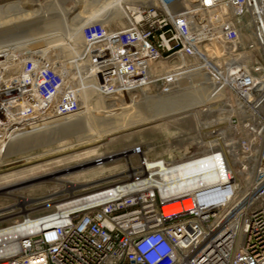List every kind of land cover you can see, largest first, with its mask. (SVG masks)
I'll return each instance as SVG.
<instances>
[{
    "label": "built area",
    "instance_id": "built-area-1",
    "mask_svg": "<svg viewBox=\"0 0 264 264\" xmlns=\"http://www.w3.org/2000/svg\"><path fill=\"white\" fill-rule=\"evenodd\" d=\"M130 5L121 25H82L72 74L66 61L41 50L12 66L0 59V151L40 125L79 115L81 87L93 86L99 97H170L197 77L211 85L210 100L197 110L212 106V121L192 130L194 146L183 155L172 157L168 147L156 159L165 170L206 164L215 180L163 197L148 173L135 190L122 178L78 197L92 198L86 204L23 216L0 230L33 221L39 227L18 237L0 264H264V0Z\"/></svg>",
    "mask_w": 264,
    "mask_h": 264
},
{
    "label": "rangeland",
    "instance_id": "rangeland-1",
    "mask_svg": "<svg viewBox=\"0 0 264 264\" xmlns=\"http://www.w3.org/2000/svg\"><path fill=\"white\" fill-rule=\"evenodd\" d=\"M125 2L122 4L124 9L128 5ZM99 5L97 0H80L78 3L74 0H0V59L10 61L12 66L15 64L12 61L18 62L22 55L41 50V54L53 62L66 61L64 67L72 74L74 66L70 62L83 51L81 35H77L83 24L96 19L90 20L86 9L93 14L99 11ZM106 9V14L96 20L116 21V25L124 22L126 16L121 11L110 5ZM54 16H64L65 20L61 25L52 26L49 21ZM78 85L82 86L80 82ZM210 89V85L203 84L196 89L195 96L186 94V104H191L194 98L210 97ZM95 91L93 86L81 87L85 109L79 115L40 125L16 137L0 151V177L11 174L8 181H0V188L21 183L15 186L19 188L14 194L31 199L20 204L13 197L0 195V226L22 220L25 215L38 216L50 211L58 201L69 198L71 192L86 193V189L92 191L119 181L126 177L121 173L128 169L127 159L137 167L139 157H145L150 167V160L164 157L168 147L172 157L183 155L194 146L192 130L200 125L198 122L205 120L183 112L164 121H151L148 119L150 98L137 99L134 97L139 94L128 92L99 97L93 94ZM135 92L150 97L146 91ZM169 96L174 97L175 93ZM166 98L162 99L167 102ZM135 146L143 148L142 155L127 152V158L122 154L125 148ZM115 152L118 155L113 156L116 159L113 161L108 154ZM100 156L106 162L97 166L94 160ZM36 175L71 180L81 186L66 190L52 180L24 181ZM24 209L29 210L24 212Z\"/></svg>",
    "mask_w": 264,
    "mask_h": 264
},
{
    "label": "bare ground",
    "instance_id": "bare-ground-1",
    "mask_svg": "<svg viewBox=\"0 0 264 264\" xmlns=\"http://www.w3.org/2000/svg\"><path fill=\"white\" fill-rule=\"evenodd\" d=\"M74 1L76 3H78L80 0H74ZM125 1H126L125 3L128 4L127 6H129V8L132 10L133 6L130 5V3L132 4L135 0H125ZM137 1H140V0H137ZM141 1L142 2H150V0H141ZM97 2H98V5L100 4L99 5V11L91 14V12L87 11L88 9H86V13L90 16V18L87 14L86 15L90 20L94 19L95 17H96V19H98V18L104 16L106 14V12H105L107 10L106 8L109 5L113 6L114 9H116V10L118 9L119 11H121V13H123L126 16L127 10L124 9V7H122L124 0H97ZM81 3H83V2H81ZM75 6L77 7V4ZM78 6H79V4H78ZM127 6H125V8H127ZM72 15L74 17L76 16L75 14H72ZM96 19H94V21ZM63 20H65L64 16H63V18L60 16H59V18L54 16L52 19H50L49 22H50V25H52V26H58V25H61L63 23ZM80 35H81V32H79V34L77 36H80ZM183 82L185 83L184 80H183ZM190 83L197 84L198 87H202V85H203L201 83V80H198L197 77H196V80H193V79L187 80V82L185 84L188 86V85H190ZM187 86L186 87L182 86L183 89H181V86H179L178 91L175 93L174 97L166 98V100H168L167 102H165L162 99L163 97L162 98L158 97V96L147 97L144 93H136L135 91H131L128 93H130L132 95L133 94L134 95L139 94V95H137L138 97H134V98H137V99L141 98V100L145 99V98H150V116L148 119H150L151 121L160 122V121H164L168 118L178 116L179 114H181L183 112L184 113L189 112L190 114L194 115L196 118L202 117V119L205 118V120L209 118L208 123H211L212 120L209 117V112L212 111V109H211V108H213L212 106L208 109V111H209L208 113H204L202 111L197 110V107L205 105L210 100V97L208 96V97L202 98L200 100H198L197 98H194L193 102L191 104H186L185 99H184L185 95L188 93L189 94L193 93V95H194L196 93V89H198V87L193 88V87H189V86L187 87ZM197 94H198V92H197ZM220 108H221V106H220ZM198 123H201V122H198ZM142 151H143V148L141 146L128 147V148H125V151H124V153L122 152V154H126L125 156H127V158H128L127 152H129V153L135 152L136 154L142 155L143 154V153H141ZM115 155H118V153L115 152V153L108 154V156H110L112 158L111 160H113V161L116 160L113 158V156H115ZM130 155L131 154H129V157H130ZM235 156L238 158L237 154ZM146 160L147 159L145 158V162H143V159H142V162H141V164H139V166L133 167L131 162H130V159H127L126 163H127L128 169L125 170L124 172H122L121 174H124L126 176V177H124L123 184L132 183L131 184L132 186H129V188L131 187V190H135L136 188H138V185H136V182H138L144 175H148V173H150V185L160 188V192H161L163 197H167L169 195L181 194V193H183L189 189L195 188L199 185L211 183L216 178V176L214 174H212L210 172L203 171L204 169L207 168L206 164H199V165L193 166V167H190V166L178 167L177 166L176 168H174L172 170H165V160H159V159L158 160L157 159L150 160V167L146 164ZM105 162L106 161L103 160L102 156L97 157L94 160V163H96L97 166L101 165L102 163H105ZM236 162L239 163L238 160ZM9 175H11V174H6L5 176L0 177L1 178L0 181H4V180L8 181L10 179ZM40 179L52 180V181L58 182L61 185H63L66 190H73V189H76L77 187L81 186L80 184H78L74 181H71V180H62L58 177H47V175L46 176L36 175L33 177V179H26L24 181H26V183L30 182V181L39 182ZM144 181L146 183H148V180H144ZM163 181H165V184H162ZM168 181H170V182H168ZM116 182H114L112 184L109 182V183L105 184V186H103V187L94 188L92 191L86 189L85 190L86 193L75 194V193L71 192L69 198L58 201L59 203L57 205L62 204L63 206L61 208L65 212L69 208H72L75 206H80L82 204H86V203L90 202L92 198H90V197L78 198V197H80L81 195H86V194H89V193H92L95 191H100V190L112 187L113 185H115ZM19 184H21V183H19ZM19 184H8L6 186L1 187L0 188V195L13 197L20 204L31 201V199L27 196L14 194V191L17 188H19V187L15 188V186H17ZM87 191H89V192H87ZM99 197L101 198L104 196H99ZM186 206L187 207L189 206V202H186ZM28 210L29 209H24V212H27ZM177 210H178L177 208H172L171 211H177ZM8 215H11V214L9 213ZM27 216L28 215L24 216L25 219H28V218L31 219L30 217H27ZM33 222L34 223H32V222H29V223L21 222L19 224H15L14 226H10L9 228H6L4 230H0V256L13 253L17 249V243H18L17 238L20 237L22 234H24L26 232L34 231L39 227V221H33Z\"/></svg>",
    "mask_w": 264,
    "mask_h": 264
},
{
    "label": "crops",
    "instance_id": "crops-1",
    "mask_svg": "<svg viewBox=\"0 0 264 264\" xmlns=\"http://www.w3.org/2000/svg\"><path fill=\"white\" fill-rule=\"evenodd\" d=\"M71 63V62H70Z\"/></svg>",
    "mask_w": 264,
    "mask_h": 264
}]
</instances>
